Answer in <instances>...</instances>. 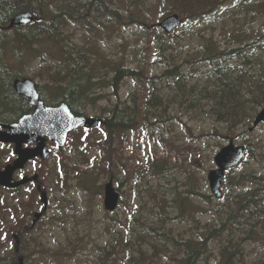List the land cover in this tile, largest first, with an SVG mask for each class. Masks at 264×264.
<instances>
[{"label":"rangeland","instance_id":"1","mask_svg":"<svg viewBox=\"0 0 264 264\" xmlns=\"http://www.w3.org/2000/svg\"><path fill=\"white\" fill-rule=\"evenodd\" d=\"M43 1L53 4V8L60 4L62 9L75 5L85 6L84 11L88 9L83 20L64 17L62 30L66 46H83L92 56L102 54L108 60L141 70L138 81L127 77L117 89L96 90L98 98L87 108L86 115L104 119V110L116 104L135 106L140 113L150 92L149 78L161 75L166 67V63L156 56L154 42L160 31L157 24L171 9L162 6L161 0H113L124 14L116 21L99 11L98 6H91L93 0ZM231 3L235 4L236 0ZM246 3L247 10L239 17L243 35L238 34V30L229 32L227 24L232 26L231 16L225 17L229 14L219 10L198 22L196 18L184 19L174 45L178 54L176 60L183 71H189L191 65L197 64L194 50H200L203 39L213 38L217 44L233 47L252 32H264V13H250ZM238 7H233L237 14L240 13ZM245 13H249V17H245ZM23 29L28 31L30 27ZM17 40L16 43L7 41L4 46L9 67L46 84L49 69L41 70L44 60L37 51L40 48L27 49ZM41 41L40 47L49 49L48 53L59 51L52 42ZM257 55L264 57V52L258 51ZM187 59L194 60L186 64ZM189 77V85L194 82L202 85L203 80L198 79L196 73ZM160 95L162 104L152 107L144 118L140 117L142 120L134 128L114 133L111 138L103 124L77 130L70 135L63 149L49 143L48 158L38 157L15 174V180L37 176L38 181L20 188L0 186V247L5 251L11 249V235L22 233L24 246H29L27 251H37L31 258H26L24 264H132L129 263L130 254L137 253L136 250L146 252V264H177L173 254L178 259L182 254L175 246L176 240L198 238L219 221V216L210 208L212 200L207 202L197 196L203 206L198 209L193 203L180 199L192 189L214 195L208 173L216 168L215 155L231 139L242 145L245 136H241L240 131L228 133L207 113L187 107L189 100H181V104L172 97L171 89ZM216 126L219 130L215 131ZM251 137L264 140V125L256 128ZM15 158L14 145L0 143V169L13 163ZM157 162L162 164V169H155ZM254 165L253 159L250 166ZM85 173L89 176L81 186L78 181ZM110 179L122 196V202L114 212L104 207L103 187ZM84 184L96 192L82 191L86 189ZM222 189L223 198H227L228 189L225 186ZM42 191L47 193L46 209ZM180 192L183 194L178 195ZM176 196L177 203L173 201ZM213 200L217 201L215 196ZM159 206L164 211H160ZM158 212L161 215L157 217L155 213ZM37 213L41 216L36 220ZM135 217L145 225L166 231L160 237L174 236L175 239L167 237V243L160 240L162 244L157 245L147 232H142L144 241L138 240L132 236L136 228ZM154 245L158 246V251ZM244 245L248 258L264 257V236L249 239ZM209 248L217 253L214 243H210ZM42 250L46 252L42 253ZM214 258L209 253L199 260V264H215Z\"/></svg>","mask_w":264,"mask_h":264},{"label":"trees","instance_id":"2","mask_svg":"<svg viewBox=\"0 0 264 264\" xmlns=\"http://www.w3.org/2000/svg\"><path fill=\"white\" fill-rule=\"evenodd\" d=\"M249 1L251 2L236 1L233 4L232 0H161V5L170 8L169 13L178 12L183 19L196 18L197 22L198 19H204L206 15L217 10L228 13L229 15L225 14V17L231 16L232 23V26L227 24L229 32L238 30L237 33L243 35L239 17L243 15L241 12L247 10L245 3L248 2L246 4H249L250 13H264V0ZM52 5L43 0H0L1 122L16 121L20 116L32 111L28 100L18 96L13 89V81L25 74L20 70L11 69L8 60H5L3 50L7 41L12 40L16 43L18 38L27 49L33 46L40 48L37 51L44 60L41 62V70L49 69V80L46 84L37 83L44 101L47 104L66 102L76 114H87V108L98 98L95 96L96 90L107 87L117 89L127 77L135 78L136 81L141 79V70L127 67L115 60H108L102 54L92 56L83 46L75 44L66 46L62 30L64 17L83 20L88 9L84 11L85 6L82 5L67 6L64 9L60 8V4H55L54 8ZM90 5L98 6L99 11L116 21L121 20L124 15L117 5H114L113 0H93ZM234 6H239V14L233 11ZM25 10H34L39 16L35 23L29 25L30 29L25 31L22 27L8 28L13 16ZM244 15L249 17V13ZM179 30L167 34L160 29L156 34L154 42L156 56L166 63V67L161 75L149 78L150 92L146 95L141 112L139 113L135 106L116 104L113 108L104 110L105 117L101 125L103 124L110 138L114 133L134 128L142 120L140 117L144 118L152 111V107L162 104L161 92L164 94L165 90L171 89L175 100L180 102L189 100L187 107H195L197 111L207 113L228 133L240 131L241 136H245L243 144L248 147L249 152L240 166L230 170L225 176L223 186L228 189L227 198L214 201L213 195L192 189L180 199L193 203L192 205L198 209L203 206L200 205L197 196L207 202L212 200L210 208L219 216L218 225L209 227L200 233L198 238L176 240L175 246L182 255L178 259L174 253L173 258L178 261L177 264H199V260L210 253L215 256V264H264V257L248 258L244 245L249 239L257 240L264 236V140L253 139L251 137L253 132L248 131L256 113L264 106V57L257 55L258 51L264 52V32H252L251 36L239 40V45L233 47H225L223 43L217 44L213 38L203 39L200 50H194V59H198L197 64L191 65L189 71H183L176 60L178 54L174 48ZM229 36L232 37L231 34ZM41 40L57 45L59 51L48 53L49 49L43 50L40 47ZM249 40V43L241 44ZM194 59H187L185 62L187 64ZM195 73L198 79L203 80L201 86L199 82L189 85V76ZM216 130H219L218 126L215 127ZM253 159L255 165L250 166ZM155 165V169L163 168L159 162ZM88 176L89 174L85 173L78 184L82 186ZM84 186L86 189L82 191L96 192L94 188L89 190L85 184ZM98 187H101L100 184ZM97 193L101 194V190ZM182 194L180 192L178 195ZM173 201L177 203V196ZM159 210L164 211L160 206ZM188 213L191 214L190 211ZM155 215L158 217L161 214L158 212ZM134 220L136 228L132 236L138 240L142 239V232H147L157 245L162 244L160 240L167 243V237L175 239L174 236L160 237L166 231L162 232L150 224L145 225L137 217ZM18 234L17 239L11 235L13 240L11 249L5 251L0 247V264H17L19 254L24 255L25 262L26 258H31L34 252H37L36 249L28 252L29 246H24L23 234ZM210 243L217 245L216 254L209 248ZM154 248L156 251L159 250L156 245ZM136 252L130 254L129 263L146 264V252L140 250Z\"/></svg>","mask_w":264,"mask_h":264},{"label":"water","instance_id":"3","mask_svg":"<svg viewBox=\"0 0 264 264\" xmlns=\"http://www.w3.org/2000/svg\"><path fill=\"white\" fill-rule=\"evenodd\" d=\"M34 20L31 11L21 12L12 18L10 27L24 26ZM181 24V16L175 13L162 20L159 26L167 33H171ZM14 88L18 95L29 99V104L34 108L33 112L23 115L16 122L0 123V142L15 143V152L18 155L13 164L0 169V185L17 188L30 181V178L25 177L19 181H13L14 173L18 169H23L37 156L46 158L49 155L48 140L55 141L59 148H63L71 131L96 127L100 119L75 114L65 102L52 106L46 105L32 78L16 79ZM262 123H264V107L255 116L249 131H253ZM27 143H37V146L35 148L23 147ZM247 153L246 146L235 145L233 140L218 151L215 156L217 168L210 170L208 174L210 188L217 198L223 195L221 187L226 171L237 167L245 159ZM34 179H37V176H34ZM104 193L105 208L111 212L116 210L120 202V193L116 190L112 180L104 185ZM42 194L46 208L47 194L46 192ZM40 216L41 213H38L36 218ZM19 259V264H23V257L20 256Z\"/></svg>","mask_w":264,"mask_h":264},{"label":"bare ground","instance_id":"4","mask_svg":"<svg viewBox=\"0 0 264 264\" xmlns=\"http://www.w3.org/2000/svg\"><path fill=\"white\" fill-rule=\"evenodd\" d=\"M194 24V23H193Z\"/></svg>","mask_w":264,"mask_h":264}]
</instances>
